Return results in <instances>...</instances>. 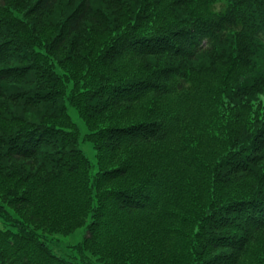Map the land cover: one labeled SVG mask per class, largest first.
Returning a JSON list of instances; mask_svg holds the SVG:
<instances>
[{
    "label": "trees",
    "instance_id": "1",
    "mask_svg": "<svg viewBox=\"0 0 264 264\" xmlns=\"http://www.w3.org/2000/svg\"><path fill=\"white\" fill-rule=\"evenodd\" d=\"M0 222V264H264V0H0Z\"/></svg>",
    "mask_w": 264,
    "mask_h": 264
},
{
    "label": "rangeland",
    "instance_id": "2",
    "mask_svg": "<svg viewBox=\"0 0 264 264\" xmlns=\"http://www.w3.org/2000/svg\"><path fill=\"white\" fill-rule=\"evenodd\" d=\"M67 106H68V111L71 117L81 129V132L82 133L86 132L87 127L84 121L80 118L77 110L70 104H67ZM80 146L84 150L87 157L90 159L91 163L93 164V172H95L97 169V157H96V151L93 147V144L89 141L82 140L80 143ZM0 226H2L1 222H0ZM84 230L85 228L81 227L77 229L75 233L68 235V236L56 235L57 237L56 239H54V244H53L54 252L62 257H70V251L68 250L67 246L81 240L85 233Z\"/></svg>",
    "mask_w": 264,
    "mask_h": 264
}]
</instances>
